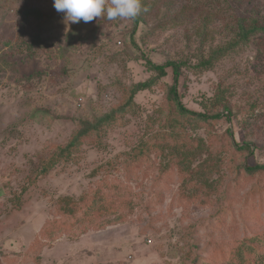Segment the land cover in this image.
<instances>
[{"label":"rangeland","instance_id":"1","mask_svg":"<svg viewBox=\"0 0 264 264\" xmlns=\"http://www.w3.org/2000/svg\"><path fill=\"white\" fill-rule=\"evenodd\" d=\"M253 7L264 12V0H141L133 35V20L110 21L105 13L71 23L53 0H0V264H42L44 255L45 264H189L183 233L205 211L170 209L164 201L154 209L159 231L150 232L143 202L133 195L145 190L149 176L128 162L130 148L161 129L154 119L160 116L152 113L171 83L170 70L163 87L136 95L134 115L83 141L46 174L40 170L67 144L78 120L105 114L123 100L124 87L151 77L146 60L187 64L178 93L189 110L205 111L215 87L226 89L231 121L216 123L213 136L200 125L169 131L184 136L183 145L196 150L203 140L211 162L220 158V176L232 150L220 135L229 130L238 144L252 145L251 163L264 164V45L253 40L210 71L193 67L202 19L210 13L208 50L229 40L223 27L233 25L234 11ZM218 148H226L220 157ZM205 158L202 152L197 160ZM241 161L239 154L233 157ZM168 180L164 189L175 191L179 182L172 174ZM18 227H39L29 247L9 243ZM254 228L264 231L263 216ZM232 235L241 237L235 228Z\"/></svg>","mask_w":264,"mask_h":264},{"label":"trees","instance_id":"2","mask_svg":"<svg viewBox=\"0 0 264 264\" xmlns=\"http://www.w3.org/2000/svg\"><path fill=\"white\" fill-rule=\"evenodd\" d=\"M27 12L28 15L41 17L37 10ZM232 17L233 25L223 27V31L230 35L229 40L208 50H205L204 38L212 23L210 13L202 19L197 50L199 55L193 65L195 69L210 71L231 53L253 40L264 45V12L253 7L247 12L236 10ZM139 21V16L133 19L134 29L131 34L134 35ZM72 32L69 31L68 38ZM145 66L152 73L151 77L124 87L123 100L112 105L105 114L96 116L93 121L78 120L76 130L67 144L57 148L52 159L45 161L41 166V175L46 174L58 161L69 158L83 141L100 137L102 132L118 120L134 115L137 111L134 101L136 95L151 90L156 84L159 85L170 70L171 83L166 84L161 105L152 113L160 116L159 119H154L159 120L161 129L149 134L145 142L139 141L128 153V162L133 164L135 169L142 170L143 177L149 176L145 190L133 194L139 203L143 202V211L147 212V220L150 221L149 231H159V228L153 226L156 215L154 209L164 201H168L166 207L170 209H202L205 214L192 218L183 233L187 245L185 258L189 264H264V231L257 232L254 228L257 217H264V164L250 162V157L253 156L252 145L238 144L229 130L224 131L220 137L227 140L232 150L231 158L227 159L224 166L227 171L219 176L220 158L219 161L211 162V149L202 144L203 140L199 142L201 145L197 144V149L200 150H193L192 147L183 145L184 136L169 132L184 127H189L192 131L200 125L208 131V136H213V126L220 121L230 122L233 116L226 89L220 85L216 86L208 104L203 105L205 111H192L183 105L178 93L179 78L183 68L187 66L185 62L165 61L163 64H155L146 60ZM163 83L159 87H163ZM148 122L152 125L153 119ZM216 151L220 157L226 148H218ZM202 152L207 158L198 161ZM236 154L242 157L241 163L233 162ZM153 164L156 168L152 167ZM171 174L179 182L175 191L164 189ZM130 175L131 172H127L125 179ZM224 177H227L228 181L221 184ZM247 182H251L249 187L243 189L242 186ZM128 193L132 194L130 191ZM128 193L126 194L129 200ZM62 219L65 222L69 218ZM232 228L239 230L241 237L233 236ZM40 234L44 235L42 229Z\"/></svg>","mask_w":264,"mask_h":264},{"label":"clouds","instance_id":"3","mask_svg":"<svg viewBox=\"0 0 264 264\" xmlns=\"http://www.w3.org/2000/svg\"><path fill=\"white\" fill-rule=\"evenodd\" d=\"M53 6L71 23H87L105 13L110 21L133 20L142 11L141 0H53Z\"/></svg>","mask_w":264,"mask_h":264},{"label":"crops","instance_id":"4","mask_svg":"<svg viewBox=\"0 0 264 264\" xmlns=\"http://www.w3.org/2000/svg\"><path fill=\"white\" fill-rule=\"evenodd\" d=\"M17 229H19V227L17 228ZM17 229H15V238L13 239V240H11L10 239V241H9V243L10 244H12V247H16V246H22V245H24L23 247L24 248H26V247H29L30 245H31V241H32V243H33V241H34V237H35V232H37V231H39V227L37 228V230H33V229H28V230H26V228L23 230V228H22V230H17ZM34 238V239H33ZM10 247V246H9ZM23 247H21V248H23ZM45 255H44V260H43V262H42V264H45Z\"/></svg>","mask_w":264,"mask_h":264}]
</instances>
